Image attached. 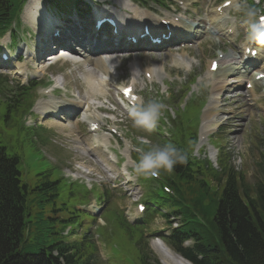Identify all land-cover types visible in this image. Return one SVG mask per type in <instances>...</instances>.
I'll use <instances>...</instances> for the list:
<instances>
[{"label":"trees","instance_id":"obj_1","mask_svg":"<svg viewBox=\"0 0 264 264\" xmlns=\"http://www.w3.org/2000/svg\"><path fill=\"white\" fill-rule=\"evenodd\" d=\"M6 1L0 0V4ZM10 10L0 5L1 13ZM195 111L192 106L186 112L178 111L173 124V145L188 154V162L177 164L170 173L161 169L163 181L149 185L145 201L153 205L168 203L173 214L180 217L181 227L170 233L166 243L192 264H264V168L251 180L231 168L225 154L219 157V171L209 162L192 160L195 141L184 126L195 121L191 117ZM204 175L209 179L201 181ZM163 185L175 196L167 195ZM31 208L19 158L0 157V264H95L98 247L89 235L74 240L60 238L61 242L42 248L28 245L26 218ZM103 218L106 226H98L96 231L119 255L114 264H159L146 250L144 225L132 226L123 211L112 207ZM185 241L193 245L184 248Z\"/></svg>","mask_w":264,"mask_h":264},{"label":"rangeland","instance_id":"obj_2","mask_svg":"<svg viewBox=\"0 0 264 264\" xmlns=\"http://www.w3.org/2000/svg\"><path fill=\"white\" fill-rule=\"evenodd\" d=\"M178 1H180L182 5L184 4L183 3L184 1L189 2V0H184V1L178 0ZM70 8L74 10L72 7ZM181 8L183 13L182 16H185L184 12L187 9H190V2H189V6L187 7L181 6ZM174 11L175 9H171V13H173ZM34 12L35 13H32L33 15L32 17L35 20V22L43 23V24H46V22L47 24L51 22L52 17L44 16L43 12L38 13L39 8H36ZM0 51H2L1 53H4L1 47H0ZM149 61L150 59H148V61L145 62V64H147ZM153 64L155 65L157 64V62ZM200 70H201L200 68L197 69L198 72H200ZM143 79L144 78L142 77L141 80L139 81L140 86H143ZM164 81H167V77L163 75L161 72H158L152 85L158 86L161 92V89L166 87V85L162 83ZM147 86H150V84L147 83ZM200 94H201L200 89L196 90L194 88V90L191 91L188 94V96H186V100L183 104V107L192 95L200 96ZM163 96L166 97V94H163ZM251 98L252 95L249 93L243 96L241 100L237 102H232V104H230L229 107L231 108V110L242 105L244 106V108L241 109V112H238L237 110L232 112L231 114H233V116L230 117L229 121H225L224 118L222 119V116L215 114L214 122L217 123L218 125L214 129H208L207 133L213 130L216 131L220 125H223V127L220 130V133L223 134L226 138L225 149L231 154L230 157L233 156L232 159L234 161V165L238 167V169H241V164H242L241 160H243L244 164L247 163L251 167L252 175H255L259 171L258 166L261 163L260 160L262 158L261 151L263 150V147H261L260 145L262 144L261 138H262V134H264V128L260 130V127L262 126L261 123L254 124V122L258 120V116L262 114L260 109L254 108L252 111L253 113L252 115L245 112L247 105L250 103V102H246V100H250ZM235 112H238L240 115L239 114H238L239 116L234 115ZM233 117L238 118V120H236L237 123L230 124L231 119ZM117 122L120 121L117 120ZM124 128H126V131L130 132L131 129L134 127L133 125L129 124L127 126L124 125ZM19 129H20L19 125H14L13 127H9V128H5L4 126L1 125L0 131H3L5 135H3L0 132V141L3 143V145H6L9 148V151H11V153L16 154L22 158L23 168L25 169L24 183L28 187L33 188L44 182L55 181L59 178L60 170L58 168L53 167V164H59L60 160H66L68 158V151L65 150L64 147H67L72 154V160L69 166H71L73 162L80 161L81 164L86 165L85 168H89L91 171L103 175L101 169L98 168L97 163L95 162V155L90 154L88 150L85 148V146L87 145V139L80 136L79 132L77 131V128L75 127H72L71 129L56 128L55 130L58 133L57 137L60 138L61 140L57 139L53 135V133H49L46 130L40 129L37 132L34 133L31 132L30 135H27L25 133L24 134L21 133ZM251 138L254 140L255 144H253L250 141ZM215 140L211 141L212 144H214L215 146L222 147L225 145V140L222 136H218L217 139ZM202 147L204 148L202 149ZM95 151L101 154L100 156H98V158L99 160H101L102 163L107 161L106 156L102 153L100 149H97ZM217 154H218L217 151L213 150L209 142L206 141V142L198 143L195 156L203 159L207 158L211 163H213V165L216 166ZM64 170H65L64 172H66L67 167ZM110 172L113 171L110 170ZM98 185H102V182L98 183ZM105 185L107 186H105L102 189V191L107 192L108 188L112 191L115 197L113 201L117 202L121 206V209L126 211V215L130 221L134 222L137 218L141 217V215H139L136 210V204L139 201L141 202L142 199L144 198L145 189L144 187L140 186L137 180L134 182V186L130 187L131 190L128 193L124 192V189L128 190L129 187L126 184H120L117 182L111 187L108 186V180L105 179ZM63 190L64 193H61L60 197L56 199L58 203V207H60V204L64 203L67 200V193H66L67 184L65 189ZM84 193H85L84 191H80L81 195H84ZM30 198L32 200L31 206L33 212L36 215L37 213L40 212L39 203L42 201V198L38 194H34ZM116 198H121V200H117ZM89 199H90V204L94 206L95 202L97 201L96 197L94 195H90ZM145 200H146V196H145ZM81 202L82 200L79 199L78 196H76L74 199H71L68 202V205L74 206L76 204H80ZM45 207L47 209V214L51 217H55L54 216L55 214L53 213L52 203H46ZM82 208H85V206H82L81 209ZM101 208L102 205L98 203L97 208L95 207L94 210H98ZM71 213L73 214L74 212H70L69 214L67 212H63L60 213L59 215H63L66 219H68V218H73V216L70 215ZM82 215L83 216H81L74 224V227L80 226L83 223H87L88 226L91 227V225L93 224V220L91 216L85 214ZM152 222L153 221H151V223ZM98 224H103V222L101 220H98ZM62 226L63 225L61 224L58 225V229H60ZM88 226L85 225V229H87ZM37 230L39 231V234H37V232L35 231L27 238L28 245L33 246L34 244L37 243L38 239L43 238V236L45 235L42 228H39ZM94 230L95 229L93 228L92 232ZM53 242L54 239H48V243H53ZM155 243H162V242L156 241ZM155 243H153V245ZM103 255L105 254H103V252L101 253V251L98 254L100 258H102Z\"/></svg>","mask_w":264,"mask_h":264},{"label":"clouds","instance_id":"obj_3","mask_svg":"<svg viewBox=\"0 0 264 264\" xmlns=\"http://www.w3.org/2000/svg\"><path fill=\"white\" fill-rule=\"evenodd\" d=\"M236 10L242 13L243 24L247 27L246 40L264 45V13L261 9L247 4V0H238ZM166 105L158 100H150L130 110L133 127L153 131L160 120ZM188 154L173 144L153 146L147 151L141 149L138 162L134 166L137 176L158 177L160 170L172 172L177 164H186ZM73 180L76 176L69 173ZM91 187V184L88 185Z\"/></svg>","mask_w":264,"mask_h":264},{"label":"bare ground","instance_id":"obj_4","mask_svg":"<svg viewBox=\"0 0 264 264\" xmlns=\"http://www.w3.org/2000/svg\"><path fill=\"white\" fill-rule=\"evenodd\" d=\"M137 17L142 18L143 16L140 13H137ZM93 66H95V68L99 71V73L103 74L102 76L106 75L105 73H103L105 71V68L103 66L101 65H93ZM97 90H100L98 86H97ZM71 117L72 116H70V118ZM63 120H66V118H63ZM153 248L155 249L157 254L160 256L163 264H188L184 259H182L180 256L174 254L170 249H168V247L163 242L155 243L153 245Z\"/></svg>","mask_w":264,"mask_h":264},{"label":"snow or ice","instance_id":"obj_5","mask_svg":"<svg viewBox=\"0 0 264 264\" xmlns=\"http://www.w3.org/2000/svg\"><path fill=\"white\" fill-rule=\"evenodd\" d=\"M214 67H215V65H214ZM130 92H131L130 89H125V94H126V95L130 94Z\"/></svg>","mask_w":264,"mask_h":264}]
</instances>
